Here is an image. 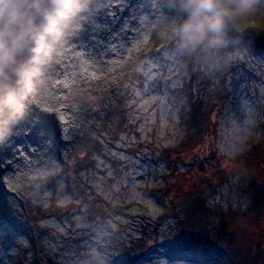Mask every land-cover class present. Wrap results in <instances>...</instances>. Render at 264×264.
I'll use <instances>...</instances> for the list:
<instances>
[{"label": "rangeland", "instance_id": "obj_1", "mask_svg": "<svg viewBox=\"0 0 264 264\" xmlns=\"http://www.w3.org/2000/svg\"><path fill=\"white\" fill-rule=\"evenodd\" d=\"M164 1L143 0L110 46L109 62L128 73L126 129L102 140L101 153L88 162V199L71 194L57 173L52 141L25 169H3L6 181L34 203L49 210L53 203L65 215L49 212L52 230L34 249L13 200L0 223V264L33 258L30 264H264V165L254 170L257 160L264 164V53L224 66L213 37L203 58L193 54L187 40L180 46L163 36ZM237 3L245 18L264 19V0ZM223 72L226 87L218 88ZM220 92L216 110L207 114L211 106L201 105L200 116L195 99L208 102ZM208 129L212 135L204 137ZM199 135L205 143L193 149ZM191 215L199 223L194 228ZM142 248L149 255L130 258Z\"/></svg>", "mask_w": 264, "mask_h": 264}, {"label": "trees", "instance_id": "obj_2", "mask_svg": "<svg viewBox=\"0 0 264 264\" xmlns=\"http://www.w3.org/2000/svg\"><path fill=\"white\" fill-rule=\"evenodd\" d=\"M30 2L0 0V16L4 12L3 5H16L7 27L0 22L1 47L9 44L11 34ZM200 2L208 6L201 10L195 28L188 31L185 24L195 8L180 10L174 5L177 0H165L163 36L175 39L180 46L181 41L187 40L186 45L193 48L190 49L193 54L199 53L202 58L207 54L211 39L218 38L221 62L232 68L238 65L242 55L264 53V19L245 18L237 0H198L197 4ZM67 3L68 7H65ZM142 3L143 0H53L43 20L41 44L34 59L25 67L22 81L0 96V223L8 217V206L17 200L26 231L33 238L34 249L52 230L46 222L52 216L49 212L64 216L65 210L53 203L51 210L49 206L34 203L6 181L3 169L6 167L11 172L25 169L41 156L43 143L52 141L58 157L57 173L67 180L71 194L77 193L88 199L89 190L83 180L88 162L101 153L102 140L114 139L117 137L115 132L126 129L124 103L128 73L123 66L109 62L110 46L125 31L126 21L139 13ZM7 57L0 53V69ZM223 75L218 88L226 87L227 73L223 72ZM220 95L221 92L208 102L196 98L194 108L203 116L201 105H210L212 108L209 107L207 114H212ZM193 118L191 113L189 119ZM204 122L208 123V120L202 118L200 123ZM47 134L51 138H47ZM205 134L204 137L212 135L210 129ZM198 139L193 149L203 147L205 139L201 135ZM207 153L215 154L208 150ZM256 162L255 171L264 165L259 160ZM251 177L257 178L255 173ZM97 212L103 216L105 207ZM191 217L189 227L194 228L195 224L199 225L195 219L197 215ZM205 226L201 228L205 230ZM215 229L216 234L218 230ZM144 239L137 241L140 247L144 245ZM148 252L142 248L140 255L131 254L130 258L139 260L149 255ZM34 260H27L25 264L34 263Z\"/></svg>", "mask_w": 264, "mask_h": 264}, {"label": "water", "instance_id": "obj_3", "mask_svg": "<svg viewBox=\"0 0 264 264\" xmlns=\"http://www.w3.org/2000/svg\"><path fill=\"white\" fill-rule=\"evenodd\" d=\"M53 0H31L18 27L13 31L10 43L0 46V53L8 58L0 71V96L9 92L22 80L26 62L37 47L43 20Z\"/></svg>", "mask_w": 264, "mask_h": 264}, {"label": "clouds", "instance_id": "obj_4", "mask_svg": "<svg viewBox=\"0 0 264 264\" xmlns=\"http://www.w3.org/2000/svg\"><path fill=\"white\" fill-rule=\"evenodd\" d=\"M193 4H197V0H192ZM208 5L204 2H200L195 7L194 11L192 12L190 16V20L188 23L185 24V29L188 31H191L193 28H195L196 23L198 21V17L200 16L201 10L206 8ZM4 9L3 15L0 16V22L3 23L5 27H7L9 20H10V13L16 5L14 4H5L2 6Z\"/></svg>", "mask_w": 264, "mask_h": 264}, {"label": "bare ground", "instance_id": "obj_5", "mask_svg": "<svg viewBox=\"0 0 264 264\" xmlns=\"http://www.w3.org/2000/svg\"><path fill=\"white\" fill-rule=\"evenodd\" d=\"M36 52V51H35ZM26 67V66H25ZM24 75H25V69H24V73H23V77H24ZM23 77H22V79H23ZM22 81V80H21Z\"/></svg>", "mask_w": 264, "mask_h": 264}, {"label": "snow or ice", "instance_id": "obj_6", "mask_svg": "<svg viewBox=\"0 0 264 264\" xmlns=\"http://www.w3.org/2000/svg\"><path fill=\"white\" fill-rule=\"evenodd\" d=\"M65 7H68V3H67V4H65Z\"/></svg>", "mask_w": 264, "mask_h": 264}]
</instances>
